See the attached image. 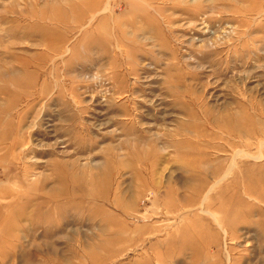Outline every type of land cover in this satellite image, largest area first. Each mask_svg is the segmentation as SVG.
I'll return each instance as SVG.
<instances>
[{
  "label": "rangeland",
  "instance_id": "obj_1",
  "mask_svg": "<svg viewBox=\"0 0 264 264\" xmlns=\"http://www.w3.org/2000/svg\"><path fill=\"white\" fill-rule=\"evenodd\" d=\"M0 264H264V0H0Z\"/></svg>",
  "mask_w": 264,
  "mask_h": 264
},
{
  "label": "bare ground",
  "instance_id": "obj_2",
  "mask_svg": "<svg viewBox=\"0 0 264 264\" xmlns=\"http://www.w3.org/2000/svg\"><path fill=\"white\" fill-rule=\"evenodd\" d=\"M229 170H230V169H229ZM228 172H229V171H228ZM224 177H225V176H224ZM17 218H18V217H17ZM17 218H16V219H17Z\"/></svg>",
  "mask_w": 264,
  "mask_h": 264
}]
</instances>
